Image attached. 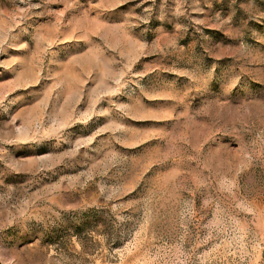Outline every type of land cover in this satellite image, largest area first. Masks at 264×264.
<instances>
[{"label": "rangeland", "instance_id": "1", "mask_svg": "<svg viewBox=\"0 0 264 264\" xmlns=\"http://www.w3.org/2000/svg\"><path fill=\"white\" fill-rule=\"evenodd\" d=\"M0 264H264V0H0Z\"/></svg>", "mask_w": 264, "mask_h": 264}]
</instances>
